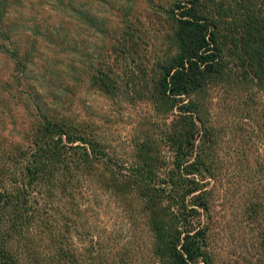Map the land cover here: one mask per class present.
<instances>
[{
  "label": "rangeland",
  "instance_id": "374dc122",
  "mask_svg": "<svg viewBox=\"0 0 264 264\" xmlns=\"http://www.w3.org/2000/svg\"><path fill=\"white\" fill-rule=\"evenodd\" d=\"M232 1L225 0L224 4ZM18 2L13 10L23 11L25 25L33 28L38 23L52 34L45 39L25 27L18 38L25 49L33 39L37 41L36 65L29 69L24 81L27 90L38 92L39 100L45 101L42 105L48 109L63 113L76 125L89 127L107 157L118 164L134 163L137 138L156 139L157 152L169 163L168 169L164 165L158 170L163 179L174 161L165 134L179 110L167 111L155 105L152 90L158 63L174 53L170 42L174 30L167 14L173 0ZM89 18L97 20L95 26ZM127 31L131 32V54L120 47ZM232 59L231 66H237L238 61ZM102 61L112 68L116 80L115 91L110 95L89 78L90 65L99 67L98 62ZM49 70L64 76L60 83L53 84L57 90L54 93L42 76ZM12 73L9 57L0 53V87L10 83L9 91L0 95V137L17 142L32 133L35 112L26 101L18 99ZM260 88L256 83L238 81L236 85L213 88L205 99L219 139L207 162L215 169L213 177L198 176L202 189L210 195L212 208L209 212L201 208L198 211L200 226L208 227L214 264H264V134L259 128L264 115V90ZM79 181L72 204L79 207L80 216L68 220L56 210L50 211L42 217L44 222L36 219L31 225L33 241L45 245L41 240H46V232H50L46 221L55 226L51 227L54 234L56 228L69 230L64 234L77 249L80 264H159L152 254L154 238L143 200L136 195L128 201L117 197L109 188L110 174L100 162ZM256 199L263 204L258 214L250 210V203ZM70 208V204L65 207ZM70 215L75 217L71 211ZM35 246L29 253L41 250ZM20 262L35 264L30 259Z\"/></svg>",
  "mask_w": 264,
  "mask_h": 264
},
{
  "label": "trees",
  "instance_id": "16d2710c",
  "mask_svg": "<svg viewBox=\"0 0 264 264\" xmlns=\"http://www.w3.org/2000/svg\"><path fill=\"white\" fill-rule=\"evenodd\" d=\"M224 1L173 0L167 11L174 30L170 40L174 53L158 63L152 97L158 107L167 111L177 108L179 113L165 134L174 161L162 179L158 170L169 163L157 152L156 139L137 138L134 163L118 164L107 157L89 127L76 125L63 113L48 109L38 92L27 90L24 81L36 65L37 41L33 39L25 49L18 38L25 27L45 39L52 34L38 23L33 28L25 25L23 11L14 12L18 0H0V53L13 64L11 76L18 99L26 101L35 112L31 134L17 142L0 137V264H21L23 259L35 264L81 263L62 228H56L54 234V225L45 221L50 228L48 238L41 240L45 245L33 241L30 228L36 219L44 222L42 217L53 210L68 220L79 217V207L72 204L73 191L80 184L79 178L94 171L98 162L110 174L109 188L117 197L128 201L136 195L143 200L156 262L214 264L208 227L200 226L198 211L201 208L209 212L212 208L210 195L202 189L198 176L213 177L215 169L207 162L219 139L205 99L213 88L236 85L238 81L256 83L264 90V0H233L229 5ZM230 20L232 23L226 22ZM89 21L96 25L95 18ZM125 36L121 50L131 54V32ZM231 57L238 61L237 66H231ZM98 65H90L89 78L110 95L116 88L112 68L106 61ZM45 74L42 76L54 93L57 90L53 84L61 82L63 73L49 70ZM9 86V82L1 86L0 95L9 91ZM259 128L264 134V115ZM261 168L264 172V165ZM56 197L61 200L58 202ZM67 204L71 205L68 210ZM260 204L258 199L252 201L251 212L260 213ZM33 246L41 250L29 253Z\"/></svg>",
  "mask_w": 264,
  "mask_h": 264
}]
</instances>
